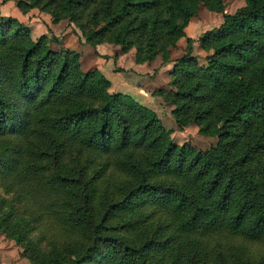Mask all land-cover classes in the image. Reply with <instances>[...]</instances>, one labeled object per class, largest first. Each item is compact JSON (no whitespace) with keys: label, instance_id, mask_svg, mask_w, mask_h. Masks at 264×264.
<instances>
[{"label":"trees","instance_id":"obj_1","mask_svg":"<svg viewBox=\"0 0 264 264\" xmlns=\"http://www.w3.org/2000/svg\"><path fill=\"white\" fill-rule=\"evenodd\" d=\"M14 1L136 63L169 62L201 6L220 14L156 91L178 128L217 141L176 143L77 51L0 15V232L32 264H264V0Z\"/></svg>","mask_w":264,"mask_h":264},{"label":"rangeland","instance_id":"obj_2","mask_svg":"<svg viewBox=\"0 0 264 264\" xmlns=\"http://www.w3.org/2000/svg\"><path fill=\"white\" fill-rule=\"evenodd\" d=\"M223 1L225 4L224 11L226 13H232L236 10V8L244 4V0H223ZM0 15L15 17L18 21L29 26L31 29V35L33 39H36L40 35L44 34L47 38L49 46L54 50H58L60 48H65L66 46L67 47L69 46V49L72 48L75 51H77L75 49L78 48L77 44L83 43L82 41L84 40L81 30L74 23L69 22V20L66 19L54 23L52 22V18L48 13L40 11L38 8H30L24 12L17 7L14 0H7L5 2H2V0H0ZM220 17L221 15H218L215 12H211L208 9L201 6L197 14L193 16L189 21V24L187 26L188 35L192 34L194 27L195 36L197 38L198 35L204 32L205 30L218 26L220 22ZM84 45L88 49L92 48L91 45L90 46L88 44H84ZM104 47L105 46L101 47L102 50L105 49ZM194 47H195L194 54L198 60V63L205 64L206 52L202 50V48L200 47L197 41L194 43ZM110 53L112 54L111 57L112 59L109 60L107 64L112 65L115 56L114 54L115 51L110 50ZM134 53H135V49L131 48V50L128 51L121 58L120 65L122 66L123 69L117 67V71L120 72V74L117 76L118 78H120V80L126 81L127 83L131 84L133 87L135 83H138L140 85V88H144L148 84L147 78H152V77L146 73L144 74L136 73V71L134 70L135 67H133V65H135ZM87 63L83 61V64H86V66H82V69L84 71L92 69V68L88 69ZM92 63H94L95 67L97 68H100L101 66L99 60L97 59ZM148 67L149 66H144L143 68L140 69H146ZM162 69H166V68L164 67ZM143 75H146L147 78L144 79L145 76ZM105 77L107 78V76ZM170 77H171V72L168 73V71H165L163 76L160 77V89L163 88H165L166 90L172 89V87L169 85ZM108 79L112 80V75H109ZM115 81L116 79H114V83ZM116 84L117 83H115V86ZM161 99L166 104L163 105L162 103H160V107L157 105L155 108L158 111L160 122L166 128L171 130V138L176 143L182 144L184 142H188L191 145H194L198 149H208L211 145H214L216 143L217 138L215 136L201 135L198 132V127L196 125L186 126L182 129L178 128L171 114V109L173 108V106L165 102L163 98ZM251 247H253L252 251L255 253H259L260 251L264 250L263 244L261 245L252 244ZM21 252H22L21 247L17 245L13 239L7 238L3 233L0 232V264H32L26 257L22 255Z\"/></svg>","mask_w":264,"mask_h":264},{"label":"crops","instance_id":"obj_3","mask_svg":"<svg viewBox=\"0 0 264 264\" xmlns=\"http://www.w3.org/2000/svg\"><path fill=\"white\" fill-rule=\"evenodd\" d=\"M218 15H220V14H218ZM221 21H222V18L220 17L219 24L221 23ZM187 26L185 28L186 37H191V38L195 39L196 36H195L194 27H193L192 34L188 35ZM186 37L180 38L178 40L176 46L170 49L169 62H163L161 56H159V55L154 60L146 61L143 63H136L135 59H134L135 65H133V67L138 68V69L134 68L136 73L137 74L146 73L152 77V78H147L146 75H143V76H145L144 79L147 78V80H148V84L144 88H140V85L138 83H135V85L133 87L131 84L127 83L126 81L120 80V78H118L117 75H119L120 72L117 71V67L123 69L122 66L120 65V61H121V58L127 53V52H121L118 45L109 44V43H101V44H98L95 48L92 47L91 49H88L84 45L85 43L82 41L83 43H78L77 44L78 48H75V49L80 54L81 67L86 66V64H83V61H85L86 63L88 62L87 63L88 69L89 68H96L101 74H103L104 76H107V78H109V75H112V80L109 79V81H110L109 90L110 91L121 92V93L125 92V94L132 96L139 103H141L144 106L154 110L158 114V111L156 110L155 107L157 105L160 107V103H162L163 105L166 104L162 101V99H161L162 96H160L159 94L156 93V91L160 89V77L163 76L165 71H168V73H170L172 71L174 60L179 58L180 56H182V54L184 52ZM102 46H105L104 47L105 49H103L104 51L101 48ZM67 48H69V46ZM109 48H111V49H109ZM110 50L115 51V53H114L115 56H114V60H113L112 65L107 64V62L112 59L111 58L112 54L110 53ZM83 57H84V59H83ZM94 59L99 60L100 65H101L100 68L95 67V64L92 63L95 61ZM161 63H162V65H161ZM144 66H149V67L146 69H140V68H143ZM164 67L166 69H162ZM114 79H116V81H115V83H117L116 86L114 83ZM163 89H165V88H163ZM169 109H170V107H169Z\"/></svg>","mask_w":264,"mask_h":264}]
</instances>
